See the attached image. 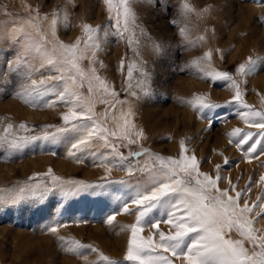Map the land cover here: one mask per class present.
Instances as JSON below:
<instances>
[{"label": "snow or ice", "instance_id": "snow-or-ice-1", "mask_svg": "<svg viewBox=\"0 0 264 264\" xmlns=\"http://www.w3.org/2000/svg\"><path fill=\"white\" fill-rule=\"evenodd\" d=\"M102 2L108 23L80 25L82 35L73 44H64L57 37L58 24L64 23L67 27L70 23L66 8L54 10L49 19L48 15L41 16L38 10L24 5L30 15L21 21H13L8 31L9 39L20 44V50L7 62V72L19 75L23 81L15 95L32 107L63 105L67 111L61 114L62 125L47 126L55 131H45L42 136H18L10 131L13 125L8 124L0 132V147L8 144L10 149L17 150L37 140L55 143L58 137L75 133L76 139L67 156L77 163L82 162L81 156L86 153L99 156L97 166L105 169V176L97 182L63 180L49 169L45 175L50 177V184L25 183L10 195L0 190V202L15 204L26 196L43 200L50 194H59L62 200L83 196L114 199L120 205V211L107 216V225H112L119 214L135 215L134 223L121 225V231L130 233L123 259L133 264H176V260H180V264H264V230L253 226L257 217H264V174L256 181L260 193L251 200L248 196L253 187L251 177L243 188H239L242 176L233 183L231 178L221 175V169L231 163L227 157L223 165H215L213 177L201 171V160L194 152L189 154L185 140L179 142L178 157L151 153L142 147L140 141L145 134L134 123L130 98L139 99L141 95L150 94L151 73L140 51L142 38L148 33L138 22L134 8L137 0ZM193 11L187 0H181V16L187 18ZM44 21H48L46 28L42 26ZM171 23L179 26L180 21L173 19ZM179 35L186 36L187 28L180 27ZM109 36L125 42L132 53L133 58L129 59L126 54L117 68L123 76L121 90L126 93L125 99L120 98V93L98 74L96 68L97 64L106 67L99 54ZM203 39L202 36L197 38ZM196 42L188 40L186 43L195 47ZM151 48L157 55L162 51L161 45L155 42L151 43ZM210 58L211 51H206L202 57L187 62L185 67L196 68L203 79L227 81L233 90L231 99L218 104L197 96L187 103L197 111L198 118L207 120L208 130L217 118L221 122L228 119L227 115L219 117L217 109L237 106L239 110L233 114L246 127H235L228 132V143L245 161L259 159L264 155V111L255 109L243 99L245 92L241 84L245 83V77L254 74L264 58L249 57L239 64L235 70L241 78L239 81L228 72L209 70L210 64L203 67ZM84 60L88 61L86 66ZM44 70L49 71L47 76L34 78ZM85 87L86 93L82 91ZM97 104L105 106L103 112L97 113ZM18 127L27 129L25 124ZM133 145L138 146L137 150L132 149ZM122 148L127 149L126 154ZM141 157H146L143 163ZM114 168L124 171L126 176L111 180L109 177ZM137 176L139 179L133 183L132 178ZM225 179L228 186L219 187ZM113 184L127 186L126 191L115 196L109 191ZM161 224L168 225L169 230L163 231ZM62 226L57 223L47 231L57 236L66 253L77 255L84 264H121L90 244L58 236ZM146 228L151 231L144 236L142 233ZM83 249H89L96 259L81 256Z\"/></svg>", "mask_w": 264, "mask_h": 264}, {"label": "rangeland", "instance_id": "rangeland-1", "mask_svg": "<svg viewBox=\"0 0 264 264\" xmlns=\"http://www.w3.org/2000/svg\"><path fill=\"white\" fill-rule=\"evenodd\" d=\"M180 3L181 0H137L134 5L138 22L148 33L142 38L140 51L151 73L150 94L141 95L139 99L130 98L134 123L145 134L140 144L151 153L178 157L179 142L185 140L189 154L194 152L201 160V171L213 177L215 165H223L227 157L231 163L221 169V175L231 178L233 183L242 176L239 188H243L251 177L253 187L248 196L255 200L260 193L256 181L264 174L261 166L264 155L245 161L240 152L229 145L227 133L235 127H246L233 114L239 110L237 106L217 109L219 117L227 115L228 119L221 122L217 118L208 130L207 120L198 118L197 111L187 103L203 96L211 102L224 104L231 99L233 90L227 81L203 79L196 68L185 65L211 51L210 60L202 66L210 64L209 70L228 72L239 81L241 78L235 71L239 64L249 57L264 58V0H187L194 9L187 18L179 13ZM24 5L38 10L41 16L48 15L49 19L54 10L66 8L70 23L67 27L64 23L57 26V37L64 44L75 43L82 35L80 25L84 23L92 26L107 24L108 14L102 0H73L72 3L66 0H0V26L3 29L0 34V132L12 124L10 131L18 136H42L45 131H55L47 126L62 125L61 114L67 108L63 105L32 107L15 95L23 81L19 75L7 72V62L20 50V44L9 39L8 31L13 21H21L30 15ZM206 8L208 10L204 11ZM173 19L180 21L179 26H173ZM47 24L48 21H44L42 26L46 28ZM180 27L187 28L186 36L179 35ZM201 36L204 39L197 40ZM188 40L197 41L196 46L187 45ZM152 42L161 45L159 55L152 50ZM126 54L129 59L133 58L125 42L109 36L99 54L106 67L96 65L98 74L115 87L121 99L126 98V93L121 90L123 76L117 68ZM87 63V60L83 61L85 66ZM48 74L49 71L44 70L34 78ZM244 79L245 83L241 84L245 92L243 99L255 109L264 111V60L258 63L254 74ZM82 91L86 93L87 88ZM104 107L97 104V113L103 112ZM20 124H25L27 129H20ZM75 139V133H66L55 143L37 140L17 150L4 144L0 147V190L10 195L25 183L50 184V177L45 175L49 169L63 180L100 181L105 176V169L97 166L99 156L83 154L80 163L67 156ZM137 147L133 145L132 149L137 150ZM121 151L127 153V149ZM140 159L143 163L146 157ZM125 176L124 171L114 168L109 178L115 181ZM137 179L138 176L133 177L132 182ZM227 186V179L219 184L221 188ZM126 187L113 184L109 191L119 196ZM119 211L120 205L114 199L98 200L94 196L62 200L59 194H50L43 200L26 196L15 204L0 202V264H84L77 255L63 251L57 236L47 231L57 223L63 225L58 229V236L90 244L121 264H133L123 259L130 233L121 231V225L134 223L135 215L119 214L112 225L105 223L107 216ZM253 226L264 230V217H257ZM160 228L165 232L169 230L165 224ZM149 231L146 228L142 235L147 236ZM83 255H87L88 260L96 259L89 249L81 250ZM176 264H180V260H176Z\"/></svg>", "mask_w": 264, "mask_h": 264}]
</instances>
